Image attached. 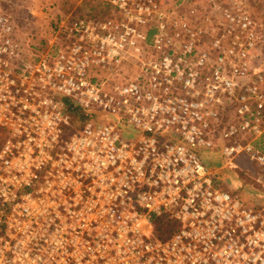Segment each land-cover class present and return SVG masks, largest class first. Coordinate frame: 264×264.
<instances>
[{"label":"built area","instance_id":"1","mask_svg":"<svg viewBox=\"0 0 264 264\" xmlns=\"http://www.w3.org/2000/svg\"><path fill=\"white\" fill-rule=\"evenodd\" d=\"M107 1L120 21L63 17L25 54L0 0V264H264V205L232 196L221 173L241 153L264 166L236 139L264 134V76L235 98L223 160L203 158L217 151L214 93L233 95L223 74L247 71L251 19L224 10L210 53L186 22L167 34L158 0ZM62 97L90 119L75 128ZM160 220L175 224L169 237Z\"/></svg>","mask_w":264,"mask_h":264},{"label":"rangeland","instance_id":"2","mask_svg":"<svg viewBox=\"0 0 264 264\" xmlns=\"http://www.w3.org/2000/svg\"><path fill=\"white\" fill-rule=\"evenodd\" d=\"M82 1L84 0H4L6 3H4L3 10L12 21L17 41L21 44L25 54H28L30 49L34 50L36 47L41 50L46 49L45 47L51 40L54 29L61 18H77L81 17V14L91 16L94 15L96 7L93 9L90 5H100V3L86 0L84 2L87 8H82L83 6L79 8L78 6L84 3ZM158 1L165 14L164 22L167 24V34L180 33L179 23L181 21L186 22L193 30L204 32L200 49H207L209 52L214 40L225 33L226 18L224 14L222 15L224 10H229L233 14H237L241 10L252 21L251 27L253 28L252 33L255 44L250 55L245 59L247 65L243 67V70L247 69L246 73L237 72L236 70L239 69H234L227 74L226 72L223 74L233 82L232 96L224 92L221 89L222 87L214 93V97L221 100L217 110L220 120L218 123L213 124L212 136L210 137L216 145L217 151L205 152L203 157L205 163L213 167L224 158L220 153L224 143L223 132L230 125L236 126L237 124L236 109L238 103L235 98L242 94L245 86L253 84L258 75L264 76V0H219L220 8L214 11L211 7L212 0H182L180 3L179 0ZM232 32H235L234 28ZM146 48L153 49V46H146ZM172 48L179 49V42ZM217 55V52H212L210 57V63L215 66L219 64V56ZM239 67L240 65L237 68ZM124 69L125 71L121 76L125 77V80H129L136 72V62L134 60L126 62ZM201 77L204 78L205 74H202ZM202 91L204 93V88ZM263 137L239 134L236 139L241 144L251 143L259 149L257 145L264 147ZM230 159L229 167L221 170L224 182L226 181V184L223 185L224 189L230 192L232 196L246 200L252 207L258 201L264 205V166L256 163L250 155L245 153ZM257 180H260V182ZM254 192L258 193L254 194Z\"/></svg>","mask_w":264,"mask_h":264},{"label":"trees","instance_id":"3","mask_svg":"<svg viewBox=\"0 0 264 264\" xmlns=\"http://www.w3.org/2000/svg\"><path fill=\"white\" fill-rule=\"evenodd\" d=\"M84 1H86V0H84ZM84 1H82V2H84ZM88 1L100 3V5L99 4L90 5L91 7H93V9H95V7H96V11H95V13H93L94 15L86 16V15L81 14V17H77V18L71 17V19L76 20V19H80V18H86V19L91 20L93 22H105V21H110V20L120 21L121 20V14L107 0H88ZM99 1H101V2H99ZM181 1L182 0H179V3ZM85 6H86V3L84 2L83 4H80L78 7L79 8L82 7V8L86 9L87 7H85ZM78 7H77V9H78ZM92 11H91V13H92ZM147 32H148V42L150 43L153 40L154 35L157 33V27L152 25L148 28ZM30 51H34V50L30 49ZM60 99L64 103V105L66 106L67 112L69 113V115L72 119V121H71L72 125L75 128L81 126L83 123H85L87 120L90 119L89 116H87L79 107L75 106L69 99H67L65 97H62ZM262 136H264V134ZM257 147L264 153V147H261L258 145H257ZM257 193L258 192H254V194H257ZM174 228H175V224H173L172 222H170L168 220H160L157 223L156 230H157L159 237H161V238L165 237L166 238V237H169L173 233Z\"/></svg>","mask_w":264,"mask_h":264},{"label":"crops","instance_id":"4","mask_svg":"<svg viewBox=\"0 0 264 264\" xmlns=\"http://www.w3.org/2000/svg\"><path fill=\"white\" fill-rule=\"evenodd\" d=\"M73 16V15H72ZM260 150V149H259ZM226 182V181H225ZM226 184V183H225ZM260 198V196H258Z\"/></svg>","mask_w":264,"mask_h":264}]
</instances>
